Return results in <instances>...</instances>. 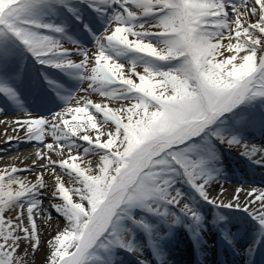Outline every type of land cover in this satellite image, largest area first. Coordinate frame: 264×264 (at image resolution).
Listing matches in <instances>:
<instances>
[{"label":"snow or ice","instance_id":"obj_1","mask_svg":"<svg viewBox=\"0 0 264 264\" xmlns=\"http://www.w3.org/2000/svg\"><path fill=\"white\" fill-rule=\"evenodd\" d=\"M0 264H264V0H0Z\"/></svg>","mask_w":264,"mask_h":264},{"label":"bare ground","instance_id":"obj_2","mask_svg":"<svg viewBox=\"0 0 264 264\" xmlns=\"http://www.w3.org/2000/svg\"><path fill=\"white\" fill-rule=\"evenodd\" d=\"M22 151H23V149H22Z\"/></svg>","mask_w":264,"mask_h":264}]
</instances>
